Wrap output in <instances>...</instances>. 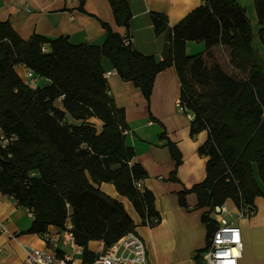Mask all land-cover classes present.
Instances as JSON below:
<instances>
[{
	"label": "trees",
	"instance_id": "trees-1",
	"mask_svg": "<svg viewBox=\"0 0 264 264\" xmlns=\"http://www.w3.org/2000/svg\"><path fill=\"white\" fill-rule=\"evenodd\" d=\"M109 2L115 22L128 28V1ZM254 6L258 33L237 0H203L171 29L163 59L126 44L106 22L100 45L40 34L25 40L0 22V126L19 136L1 150L0 192L33 214L31 232L70 224L85 248L84 262L91 263L98 254L88 249L90 241L108 247L136 227L124 204L99 188L102 182L113 183L143 222L160 218L154 193L138 187L147 172L125 142V111L109 92L104 58L147 99L156 75L176 68L180 99L193 114L191 134L208 131L199 147L208 157L206 177L191 188L200 206L212 211L232 199L247 207L264 195V0ZM151 19L156 34L169 29L164 14L152 12ZM187 41H203L205 48L187 54ZM18 64L46 81L31 88L16 72ZM170 148L179 162V151ZM203 221L210 240L217 222L210 211Z\"/></svg>",
	"mask_w": 264,
	"mask_h": 264
},
{
	"label": "crops",
	"instance_id": "crops-1",
	"mask_svg": "<svg viewBox=\"0 0 264 264\" xmlns=\"http://www.w3.org/2000/svg\"><path fill=\"white\" fill-rule=\"evenodd\" d=\"M132 11L129 27L115 22L109 0H0V22L7 21L20 37L28 40L33 34L49 38L66 36L71 43L100 45L106 37L102 22L128 37L138 51L163 59L168 54L171 29L203 0H127ZM249 11L254 0H237ZM152 12L166 16L169 29L156 34ZM249 17V14H248ZM250 21L253 20L249 17ZM255 29V27H254ZM256 31V30H255ZM203 41H187L186 53L202 51ZM264 55V46H260ZM203 48V49H202ZM109 92L118 107L125 111L127 128L125 142L135 152L133 162L140 164L147 176L138 182L141 190L155 195L159 220L143 222L131 201L121 195L113 183L102 182L99 188L119 199L136 223L135 232L142 238L149 264H207L203 254L209 242V231L203 215L217 222L208 206H200L198 195L191 188L206 177L208 157L199 147L208 138V131L191 134L193 114L181 111L177 101L181 83L174 66L161 70L155 77L153 90L147 99L133 81L123 79L107 58L102 61ZM25 65L16 72L25 81ZM111 71L109 75L106 72ZM40 83L46 81L39 78ZM179 151L181 160L174 158L170 146ZM225 217L240 227L242 255L238 264H264V195L255 198L256 212L239 216L232 199L226 200ZM34 216L12 197L0 192V264H21L27 248H47L44 234L31 232ZM218 226V222H217ZM46 232L60 230L50 225ZM104 247L102 241L88 244L91 252ZM60 251L70 247L60 243ZM80 264H87L83 257Z\"/></svg>",
	"mask_w": 264,
	"mask_h": 264
},
{
	"label": "built area",
	"instance_id": "built-area-1",
	"mask_svg": "<svg viewBox=\"0 0 264 264\" xmlns=\"http://www.w3.org/2000/svg\"><path fill=\"white\" fill-rule=\"evenodd\" d=\"M124 42L128 44L130 42L129 38L125 37ZM43 50H47L46 45H43ZM110 72H106V75H109ZM24 75V82L31 88H36L40 84V77L31 68L26 66ZM177 106L181 111H188L181 99L177 101ZM18 139L19 136L16 133L6 132L0 126V156L1 150L15 144ZM227 211L226 202L212 209L218 226L214 230L203 254L207 264H238V260L242 255L241 229L225 217ZM255 212L254 205L239 208V216L241 217H249ZM44 237L49 246L47 248H27L25 258L21 264H80L78 259L83 257L85 248L77 242L70 224H67L64 230L57 233L44 232ZM60 243L65 246L68 245L71 251L61 253ZM87 264L149 263L142 238L135 231H130L111 246H104L98 252L97 257Z\"/></svg>",
	"mask_w": 264,
	"mask_h": 264
},
{
	"label": "rangeland",
	"instance_id": "rangeland-1",
	"mask_svg": "<svg viewBox=\"0 0 264 264\" xmlns=\"http://www.w3.org/2000/svg\"><path fill=\"white\" fill-rule=\"evenodd\" d=\"M249 17L253 20L254 23V27L256 30V33H258V25H257V14H256V10H255V6L254 3L253 5L249 6V11H248ZM205 47V46H204ZM203 49V48H202ZM199 53L198 51L195 52L194 54Z\"/></svg>",
	"mask_w": 264,
	"mask_h": 264
}]
</instances>
